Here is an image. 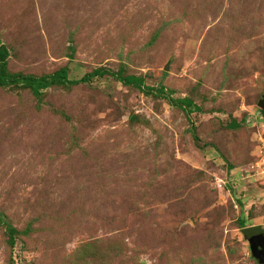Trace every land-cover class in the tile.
I'll return each instance as SVG.
<instances>
[{
  "label": "rangeland",
  "instance_id": "1",
  "mask_svg": "<svg viewBox=\"0 0 264 264\" xmlns=\"http://www.w3.org/2000/svg\"><path fill=\"white\" fill-rule=\"evenodd\" d=\"M0 41L11 73L105 69L0 85V264H262L264 0H0Z\"/></svg>",
  "mask_w": 264,
  "mask_h": 264
},
{
  "label": "trees",
  "instance_id": "2",
  "mask_svg": "<svg viewBox=\"0 0 264 264\" xmlns=\"http://www.w3.org/2000/svg\"><path fill=\"white\" fill-rule=\"evenodd\" d=\"M9 55V48L0 41V85L4 84L9 80H15L16 82H21L29 86L32 92L38 94L39 89L47 86L48 84H72L83 81L89 76L102 74L105 69L102 67H95L92 71L86 73L79 79H68L67 70L65 67H61L52 73L45 76H35L31 74H21V73H11L6 71V59ZM113 77H115L118 81L122 82L125 85H130L134 88L142 89L143 85V77L141 75L134 74H124L120 71H112L110 72ZM158 93L165 96L167 100L171 103L179 105L183 110L187 113L190 109H197L198 106L194 105L192 101L188 98H172L169 96V93L163 91L162 87L158 88ZM236 123H230V125H235ZM240 225H242L243 220H239ZM245 232V230H244ZM245 234V233H244Z\"/></svg>",
  "mask_w": 264,
  "mask_h": 264
},
{
  "label": "water",
  "instance_id": "3",
  "mask_svg": "<svg viewBox=\"0 0 264 264\" xmlns=\"http://www.w3.org/2000/svg\"><path fill=\"white\" fill-rule=\"evenodd\" d=\"M258 105L264 107V96L258 101ZM245 235L247 236L252 253L256 259L264 264V228L258 225L246 227Z\"/></svg>",
  "mask_w": 264,
  "mask_h": 264
}]
</instances>
